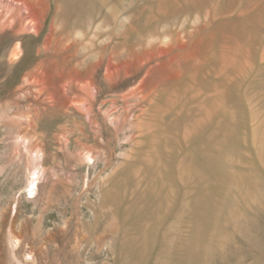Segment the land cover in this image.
I'll return each mask as SVG.
<instances>
[{
	"label": "rangeland",
	"instance_id": "374dc122",
	"mask_svg": "<svg viewBox=\"0 0 264 264\" xmlns=\"http://www.w3.org/2000/svg\"><path fill=\"white\" fill-rule=\"evenodd\" d=\"M0 264H264V0H0Z\"/></svg>",
	"mask_w": 264,
	"mask_h": 264
},
{
	"label": "bare ground",
	"instance_id": "6f19581e",
	"mask_svg": "<svg viewBox=\"0 0 264 264\" xmlns=\"http://www.w3.org/2000/svg\"><path fill=\"white\" fill-rule=\"evenodd\" d=\"M33 177H35L34 179H36V175H35V173H34ZM35 189H36V187H35V181H34V182L32 183V187H31V189L29 190L30 193H31V194H34ZM14 243H15L16 246H18L19 243H20L19 238H15V239H14ZM25 259H27V260H31V259H32V256H31L30 254L27 253V254L25 255Z\"/></svg>",
	"mask_w": 264,
	"mask_h": 264
},
{
	"label": "trees",
	"instance_id": "16d2710c",
	"mask_svg": "<svg viewBox=\"0 0 264 264\" xmlns=\"http://www.w3.org/2000/svg\"><path fill=\"white\" fill-rule=\"evenodd\" d=\"M31 38H35V37L31 36ZM28 66H29V65H28ZM25 68H27V66H26ZM25 68H24L23 70H25Z\"/></svg>",
	"mask_w": 264,
	"mask_h": 264
}]
</instances>
